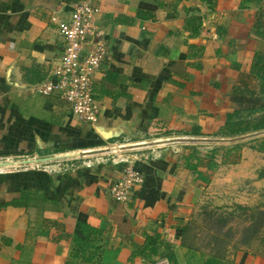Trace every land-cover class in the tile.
I'll list each match as a JSON object with an SVG mask.
<instances>
[{
	"label": "crops",
	"instance_id": "obj_1",
	"mask_svg": "<svg viewBox=\"0 0 264 264\" xmlns=\"http://www.w3.org/2000/svg\"><path fill=\"white\" fill-rule=\"evenodd\" d=\"M71 1L0 0V158L40 159L115 139L224 136L240 146L239 158L209 182L252 177L247 165L264 161V152L240 143L264 137V127L236 134L219 128L232 109L249 108L247 118L264 120V97L229 98L235 86L258 96L249 69L255 51L264 61V0H102L94 21L107 53L93 76L94 122L34 87L61 50L55 19L67 16ZM73 163L61 172L17 164L0 172V264H85L70 256L76 220L99 229V248L86 264H154L162 255L169 264H200L180 244L179 226L210 184L195 179L184 158L163 151L138 163L143 181L124 202L106 192L118 164ZM250 180L248 194L227 188V198L251 203L264 177L256 172ZM146 236L153 242L144 243ZM233 259L264 264L247 248Z\"/></svg>",
	"mask_w": 264,
	"mask_h": 264
},
{
	"label": "built area",
	"instance_id": "obj_2",
	"mask_svg": "<svg viewBox=\"0 0 264 264\" xmlns=\"http://www.w3.org/2000/svg\"><path fill=\"white\" fill-rule=\"evenodd\" d=\"M101 1L72 0L67 16L55 19V29L61 38V50L34 86L43 95L55 92L68 104L73 114L90 122L97 119L99 109L93 88V76L107 53L105 42L94 21ZM200 139H207V142L211 138L201 137L198 140ZM193 140L195 139L191 136L142 139L136 142L115 139L87 151L71 152L67 157L38 159L24 154L20 159L8 156L0 158V162L27 160L11 164L23 168H42L48 172L64 171L73 166V160L85 167L104 162L118 164L119 172L109 181L106 192L113 200L124 202L129 200L134 188L143 181V173L138 163L147 158H157L163 151L175 150L176 143ZM206 147L210 149L212 144ZM7 164H0V172L11 165ZM154 264L169 262L166 257L161 256L155 259Z\"/></svg>",
	"mask_w": 264,
	"mask_h": 264
},
{
	"label": "rangeland",
	"instance_id": "obj_3",
	"mask_svg": "<svg viewBox=\"0 0 264 264\" xmlns=\"http://www.w3.org/2000/svg\"><path fill=\"white\" fill-rule=\"evenodd\" d=\"M218 138L221 139H213L212 137L207 142V139H195L185 143L179 142L176 143L175 150L167 151L170 154H174L177 158H184V160L188 154H191L187 158L189 162H193L195 160L193 156H198L200 158L198 168L202 170L207 177L205 185L210 184L207 186L206 190L199 194L197 200L190 208L188 219L185 221L187 228L184 232V242L186 244H190L195 249L192 256H189L190 259L193 258L199 260V252L207 254L215 248H224L225 256L233 261L234 255L239 253V251L243 248H247L253 253L262 254L264 251V226L258 228L257 232L251 236L250 240L246 244L240 243L244 227L248 223H251L252 220L248 219L249 213L247 210L244 214L241 213L238 208L234 207L235 201H233L231 197L227 198L228 195H231L228 191H226L227 188H234L241 190V193L248 194L250 191L249 187L255 186L251 185L252 183L250 179L253 177L254 173H258V171L263 168L262 166H264V163L261 162L264 161L258 160L257 166L254 164V167L253 165H247V167H251L250 172L252 177L239 175V177H234L233 179L225 178L223 181L217 180L211 183L209 182L211 180L209 175L216 173L215 177H218L216 179L222 178V176H225L226 173L231 172L230 168L235 165L238 161L237 158H239L240 146L233 145L237 143L228 142L230 139H227L224 136H219ZM225 141H227V143ZM246 141L249 140L241 141L240 144L248 147L249 149L247 150L250 152V148H253L251 145H256L258 140L255 142ZM209 144H212V147L207 149L206 146ZM208 161L212 162L211 167L206 166ZM246 170L248 171L249 169ZM230 180L235 182L236 187L225 186L228 182H232ZM263 189L264 187H257L256 192L254 191L256 193L255 197L251 200V203L246 205L254 207L253 210L258 208H255V206H259L264 209ZM182 246L188 251L185 245ZM236 263H239V261H236Z\"/></svg>",
	"mask_w": 264,
	"mask_h": 264
},
{
	"label": "trees",
	"instance_id": "obj_4",
	"mask_svg": "<svg viewBox=\"0 0 264 264\" xmlns=\"http://www.w3.org/2000/svg\"><path fill=\"white\" fill-rule=\"evenodd\" d=\"M249 72L253 75V77H256L258 79L257 85H258V96H251L249 94H246V91L250 94H253V90L243 86V88H240L239 86H235L232 89V92L229 94V98L232 101H241V102H254L259 103L261 98L264 97V61L263 56L259 51H255L253 54V59L250 65ZM108 77L114 76L115 73L113 72H107ZM43 74L41 73L38 77V80L41 79ZM104 91V89H103ZM106 91V90H105ZM50 99L53 100L55 103H61L62 100L58 97V95L55 92H51ZM250 112L249 108L240 110L232 109L230 111H227L225 114V118L223 120V123L221 124L219 130L222 133L225 134H236L241 133L247 130H256L259 128L264 127V120H253L246 117V114ZM251 147L264 152V137L260 138L257 141L256 145H251ZM191 154H188L185 157V165L194 173V178L199 179L203 183H206L207 177L205 176L204 172L198 168V164L200 163V158L198 156H193L195 159L193 162H189L187 160L188 156ZM207 167H211L210 161L207 162ZM258 176L264 177V168H261L258 171ZM263 195H264V189H263ZM14 202V200L12 201ZM235 208H238L241 213L245 214V211H248V219H251L252 222L248 223L244 227L243 235L241 236L240 243L246 244L251 236L257 232L258 228L264 226V209L260 208L259 206H255L257 208L256 210H253L254 207L248 206L246 204L235 202L234 204ZM76 226L78 229V233H72L70 237L71 241V248H70V256L76 257L80 259L82 262L89 263L90 260L94 257L96 254L99 246L94 244L95 235L99 234V229L97 227H94L87 222L83 220H76ZM180 233H179V240L181 245H185L188 249L190 255L193 254V251H195L194 247L190 244H186L184 242V232L187 228L186 223H183L179 226ZM152 238L146 236L144 243H152ZM165 247H168L169 244L164 243ZM90 248V249H89ZM225 249H212L211 252L207 254H202V252H199V263L200 264H243L242 262L236 263L230 258L226 257ZM264 256V251L262 254Z\"/></svg>",
	"mask_w": 264,
	"mask_h": 264
},
{
	"label": "water",
	"instance_id": "obj_5",
	"mask_svg": "<svg viewBox=\"0 0 264 264\" xmlns=\"http://www.w3.org/2000/svg\"><path fill=\"white\" fill-rule=\"evenodd\" d=\"M71 155V153H68V152H64V153H60V154H53V155H50V156H46V157H41L40 159H53V158H61V157H67ZM21 161H27V160H18V161H10V162H0V164H4V163H19Z\"/></svg>",
	"mask_w": 264,
	"mask_h": 264
}]
</instances>
